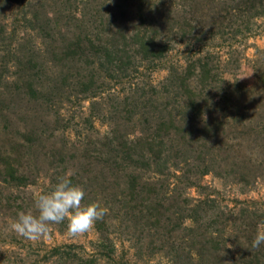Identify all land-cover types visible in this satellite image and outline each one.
I'll return each mask as SVG.
<instances>
[{"label": "rangeland", "instance_id": "rangeland-1", "mask_svg": "<svg viewBox=\"0 0 264 264\" xmlns=\"http://www.w3.org/2000/svg\"><path fill=\"white\" fill-rule=\"evenodd\" d=\"M68 175L106 211L9 223ZM264 0H0V264H264Z\"/></svg>", "mask_w": 264, "mask_h": 264}, {"label": "clouds", "instance_id": "clouds-1", "mask_svg": "<svg viewBox=\"0 0 264 264\" xmlns=\"http://www.w3.org/2000/svg\"><path fill=\"white\" fill-rule=\"evenodd\" d=\"M84 190L75 185L68 175L59 177L50 190L37 194L34 198V211H19L9 223L12 231L19 236L38 241L45 237L52 225L67 222V232L78 235L92 228L101 219L105 209L98 202L84 204ZM264 244V222L257 225L252 247Z\"/></svg>", "mask_w": 264, "mask_h": 264}]
</instances>
